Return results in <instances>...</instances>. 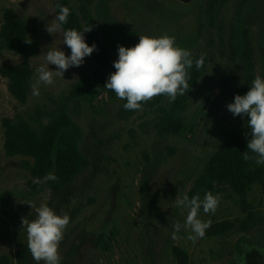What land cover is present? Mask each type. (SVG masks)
<instances>
[{"label": "rangeland", "instance_id": "1", "mask_svg": "<svg viewBox=\"0 0 264 264\" xmlns=\"http://www.w3.org/2000/svg\"><path fill=\"white\" fill-rule=\"evenodd\" d=\"M70 2L77 7V0ZM55 3L0 0V23L4 10H14L27 26L28 39L37 46L24 101L10 94L8 81L0 73V259L18 264L23 251V264H37L27 247L22 220H34L41 204L70 217L59 245L60 264H177L174 246L187 252L189 264H237L248 247L264 248V204L258 184L247 198L253 206L252 219L241 213L236 196L225 187L213 193L220 196L215 213L205 214L202 208L199 213L201 220L211 224L239 218L247 223L245 230L234 227L224 235L193 242L188 239L193 235L190 228L182 227L172 238L173 224L183 225L188 213L176 200L185 194L191 198L195 179L223 138L238 132L251 139L249 117L233 116L227 105L235 95H244L238 93L247 75L241 54L244 31L253 46L254 75L264 78V0H226L213 10L209 0L89 1V19L102 50L116 60L118 46H134L139 35L165 34L175 37L177 46L191 55L202 52L208 57L202 76L186 94V132L164 136L157 132L159 113L154 109L139 110L126 119L118 116L122 99L105 88L113 71L98 66L89 56L81 66L69 67L62 78L54 77L53 84L41 83L39 96L33 95L37 69L46 65L47 48L59 47L65 55L71 52L63 44L64 30L49 34L45 28L55 22ZM21 60L13 51H0V69ZM48 67L57 70L55 65ZM82 76L96 86L93 106L69 99L71 86ZM169 101L164 98L161 106ZM59 108L80 128L79 150L88 164L71 183L52 191L21 167L27 158L5 155L2 121L21 119L39 129Z\"/></svg>", "mask_w": 264, "mask_h": 264}, {"label": "trees", "instance_id": "2", "mask_svg": "<svg viewBox=\"0 0 264 264\" xmlns=\"http://www.w3.org/2000/svg\"><path fill=\"white\" fill-rule=\"evenodd\" d=\"M89 1L77 0L75 8L70 0H56V16L59 14V6H65L70 9V14L67 23L61 25L62 30L74 28L79 31L86 25L90 26L92 30L85 32V42L89 46L95 43L97 50H94L89 57L98 66L115 72L113 62L116 59L102 50L101 41L89 19ZM225 1L209 0V9H219ZM2 50L13 51L22 58L17 64H4L0 73L8 81L10 94L17 100L24 101L31 76V59L37 55V46L28 39L26 24L17 17L12 9L4 10L1 18L0 51ZM241 54L247 67V75L243 84L238 88V93L246 94L255 77L254 51L247 31H244L242 35ZM201 55L204 56V64L197 69L195 60ZM192 59L193 66L188 70L189 91L187 93L192 90L202 76L209 60L202 52L192 54ZM99 82H103L102 76H100ZM108 91L111 96L116 95L112 90L108 89ZM186 94L178 95L175 101L170 100L166 107L161 106L162 100L166 98L164 95L156 96L142 103L140 110L154 109L159 113L155 126L160 136L179 135L186 132L187 125L183 116L187 103ZM96 97V86L87 76H82L71 86L69 91V99L90 106L94 105ZM125 103L126 100H122L118 110V116L121 119L131 117L139 111L125 110L123 107ZM2 126L4 128L3 150L5 155L27 158L20 162L21 167L28 171L34 180L44 182L52 191H58L71 183L88 164L87 157L79 150L81 130L63 108L53 112L48 123L39 129L32 128L21 119L16 121L4 119ZM248 140L250 138L238 132L227 134L205 162L201 173L193 183L190 196L199 194L201 198L206 192H220L225 187L236 196L241 213L252 219L253 206L247 199L248 193L253 185L258 184L261 189V201L264 204V165L255 163V160H244V152L255 155L247 149ZM170 151L174 152L173 149ZM48 174H54L57 179L45 180ZM246 226L247 223L242 222L239 218L216 221L206 229L202 239L224 235L234 227L245 230ZM102 238L103 236L99 235L98 239L102 241ZM172 254L177 264H189V256L184 249L174 246ZM23 261L24 252L21 251L18 264H23ZM0 263L9 264L6 257H2Z\"/></svg>", "mask_w": 264, "mask_h": 264}, {"label": "clouds", "instance_id": "3", "mask_svg": "<svg viewBox=\"0 0 264 264\" xmlns=\"http://www.w3.org/2000/svg\"><path fill=\"white\" fill-rule=\"evenodd\" d=\"M69 14L68 7L59 6L55 22H48L46 31L49 34L58 33L61 25L67 23ZM91 30V27L86 25L79 31L73 28L63 32V44L71 50L70 55H65L59 47L47 48L44 53L46 65L37 69L39 75L33 85L34 96H39L41 83L53 84L54 77L62 78L69 67L81 66L84 58L97 50L95 43L89 46L85 42L83 33ZM203 64L204 56L201 55L195 60V67L199 69ZM48 65H55L57 70H50ZM113 66L116 71L108 77L105 88L112 90L119 99L126 100L123 105L125 110L138 111L142 103L156 96L164 95L175 101L178 95H185L189 91L188 70L193 66V59L189 50L177 46L173 36L139 35V42L134 46H118V59L113 62ZM227 109L233 116L249 117L247 125L251 129V139L247 142V149L255 155L244 152L243 158L245 161L255 160V163L264 165V78L257 75L246 94L235 95ZM49 179L55 180L57 177L48 174L45 180ZM219 201V194L213 195L210 191L205 193L203 200L199 194L191 198L185 194L177 199L176 205L187 208L188 213L183 225L179 221L173 224L172 238L176 239V234L182 227L190 228L193 233L188 236L189 240L195 242L198 238H203L211 221L201 220L200 210L202 208L205 214H214ZM35 210L37 215L34 220H22V224L26 225L27 247L31 256L37 264L41 261L44 264H60L62 257L59 245L70 223V217L68 214H57L47 204H41Z\"/></svg>", "mask_w": 264, "mask_h": 264}, {"label": "flooded vegetation", "instance_id": "4", "mask_svg": "<svg viewBox=\"0 0 264 264\" xmlns=\"http://www.w3.org/2000/svg\"><path fill=\"white\" fill-rule=\"evenodd\" d=\"M237 264H264V248L248 247L242 254L240 253Z\"/></svg>", "mask_w": 264, "mask_h": 264}, {"label": "water", "instance_id": "5", "mask_svg": "<svg viewBox=\"0 0 264 264\" xmlns=\"http://www.w3.org/2000/svg\"><path fill=\"white\" fill-rule=\"evenodd\" d=\"M180 1H182V2H188V1H190V0H180Z\"/></svg>", "mask_w": 264, "mask_h": 264}]
</instances>
